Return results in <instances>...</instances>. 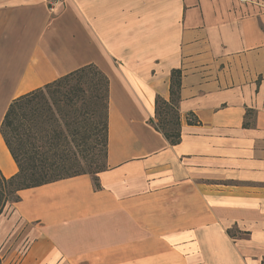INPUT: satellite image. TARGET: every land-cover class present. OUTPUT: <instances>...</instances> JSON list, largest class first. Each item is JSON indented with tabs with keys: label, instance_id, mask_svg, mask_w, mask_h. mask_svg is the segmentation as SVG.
I'll return each instance as SVG.
<instances>
[{
	"label": "crops",
	"instance_id": "obj_1",
	"mask_svg": "<svg viewBox=\"0 0 264 264\" xmlns=\"http://www.w3.org/2000/svg\"><path fill=\"white\" fill-rule=\"evenodd\" d=\"M51 1L0 0V128L16 98L95 65L107 169L99 189L81 175L20 191L3 264H264V0ZM173 70L176 146L150 123ZM0 170L18 172L1 133Z\"/></svg>",
	"mask_w": 264,
	"mask_h": 264
},
{
	"label": "trees",
	"instance_id": "obj_2",
	"mask_svg": "<svg viewBox=\"0 0 264 264\" xmlns=\"http://www.w3.org/2000/svg\"><path fill=\"white\" fill-rule=\"evenodd\" d=\"M181 80V71L173 70L170 99L157 96L150 121L173 146L181 142ZM108 114L109 79L95 65L13 100L0 133L18 172L6 178L0 170V216L20 201L22 190L81 175H91L99 189L98 175L107 169Z\"/></svg>",
	"mask_w": 264,
	"mask_h": 264
},
{
	"label": "built area",
	"instance_id": "obj_3",
	"mask_svg": "<svg viewBox=\"0 0 264 264\" xmlns=\"http://www.w3.org/2000/svg\"><path fill=\"white\" fill-rule=\"evenodd\" d=\"M60 0H52L50 3H49V7H50V10L53 11L55 9V6H57V4L59 3Z\"/></svg>",
	"mask_w": 264,
	"mask_h": 264
},
{
	"label": "rangeland",
	"instance_id": "obj_4",
	"mask_svg": "<svg viewBox=\"0 0 264 264\" xmlns=\"http://www.w3.org/2000/svg\"><path fill=\"white\" fill-rule=\"evenodd\" d=\"M11 206H13V204H9L7 208L9 209Z\"/></svg>",
	"mask_w": 264,
	"mask_h": 264
}]
</instances>
